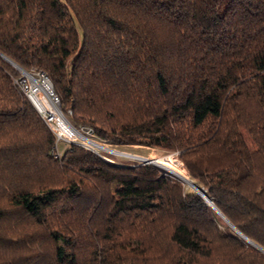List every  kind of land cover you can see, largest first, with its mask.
<instances>
[{
	"label": "trees",
	"instance_id": "1",
	"mask_svg": "<svg viewBox=\"0 0 264 264\" xmlns=\"http://www.w3.org/2000/svg\"><path fill=\"white\" fill-rule=\"evenodd\" d=\"M0 54L43 71L97 140L176 152L264 249V0H0ZM19 74L0 55V219L16 217L0 251L24 246L0 264H210L220 244L264 264L155 165L56 142Z\"/></svg>",
	"mask_w": 264,
	"mask_h": 264
},
{
	"label": "rangeland",
	"instance_id": "2",
	"mask_svg": "<svg viewBox=\"0 0 264 264\" xmlns=\"http://www.w3.org/2000/svg\"><path fill=\"white\" fill-rule=\"evenodd\" d=\"M67 118H69V117H67ZM242 132L244 134V137L246 139L247 144L249 146H252V142H251L248 134L244 131V129H242ZM81 139L82 138H79L77 141L83 142V139L82 140ZM96 141H98L101 144H103L102 145L103 146L102 148H104V149L109 150V148H110V149L116 150V151H107V150H104V149L97 150V154H99L100 156H102V158H104L108 162L114 163V164H121V163H124V162L131 163V164L132 163H136L137 164V163L144 162V160H147L148 162H146V163L155 165L161 172H164L165 174H167V175L173 177L174 179L178 180L180 183L183 184V186L185 187V189L190 190V191L197 192L192 185H190L189 183L185 182L176 173H174V170L179 171L180 174L185 179H187L191 183L192 182L194 183V181L191 178L190 174L184 168L181 159L173 151H168V150L161 149V148H156V147H149V146H145V145H116V144H111V143H107V142H102V141H99V140H96ZM64 145L65 144H62V143L59 144V146L61 148H63ZM88 147H89V149L93 150L92 148H90V147H92L90 144H88ZM53 149H55V148H53ZM133 156H135V157H133ZM149 161H152V162H149ZM3 197L4 196L0 195V204L3 201L6 202L5 199L3 200ZM204 200H205V198H204ZM211 203H208V205L211 208H213V210L215 212V219H216V221L218 223V227L221 230H224L226 227L233 228L220 215V213L212 206L213 204H211ZM7 218H9V219H7ZM7 218H4V219L1 218L0 219V230H2V231L4 229H7V227H8L7 226L8 221H14L16 219L15 216H10V217H7ZM233 230L235 232H237L238 235L241 238V244L244 246L243 247V252L244 253L246 252V250H249V249H252L253 248L257 252H259L260 254H264V250L260 249V247H256V246L254 247V245H252L247 239H245V237L243 235H241L240 232L237 231L236 228L235 229L233 228ZM4 233H6V232H4ZM218 246H219V248L214 249V254L212 255V258H210L208 260V262H210V264H225V262H227V264H228L231 261H233V259H232V252H230V253L227 252V248H226L225 245L220 244ZM23 251H24V246L22 247L20 245V242H19V243L13 245V246L8 247L7 249H2L0 251V255L2 257H5V258H8L10 256L11 259H16L15 256L23 253ZM250 261H252V260L251 259H248V262H250ZM234 263H236V262H234ZM183 264H185V263H183Z\"/></svg>",
	"mask_w": 264,
	"mask_h": 264
},
{
	"label": "built area",
	"instance_id": "3",
	"mask_svg": "<svg viewBox=\"0 0 264 264\" xmlns=\"http://www.w3.org/2000/svg\"><path fill=\"white\" fill-rule=\"evenodd\" d=\"M17 69L19 70L20 74L13 79L14 83H16L23 91L25 96L39 113L40 117L52 130L55 135L56 142H74L86 148H89L88 144H90L92 146L90 148H92L96 153L97 150L104 149L102 148L103 144L96 141L97 139L94 137L92 131L89 128L77 126L72 123L71 119H69L71 114L70 110L63 112L60 109L58 96L53 91L52 84L43 71H27L21 68ZM57 115L66 118L69 121V126L73 127L74 130L72 129L73 131L69 132L64 129L59 123V116ZM77 138H82L83 142L77 141ZM107 151H112V149L109 148ZM146 162L148 161L144 160V162L141 163Z\"/></svg>",
	"mask_w": 264,
	"mask_h": 264
},
{
	"label": "bare ground",
	"instance_id": "4",
	"mask_svg": "<svg viewBox=\"0 0 264 264\" xmlns=\"http://www.w3.org/2000/svg\"><path fill=\"white\" fill-rule=\"evenodd\" d=\"M57 116H59V115H57ZM58 119H59V123L62 125V127L64 128V129H66L67 131H73L74 129H73V127H71V126H69L70 124H69V121L66 119V118H64V117H58ZM67 120V121H66ZM73 129V130H72ZM107 147V146H106ZM112 151H114L113 149H112ZM116 151V150H115ZM136 156V155H135ZM135 156H133V157H135ZM147 157V156H146ZM151 157V156H150ZM160 163V162H159ZM174 173H176L180 178H182L185 182H187V183H189L190 185H192V183L190 182V181H188L187 179H185L181 174H180V172L179 171H176V170H174ZM193 186V185H192ZM194 188H197L196 186H193ZM205 191V190H204ZM203 195H204V197H205V200L208 202V203H211V201L209 200V198L203 193ZM250 242V241H249ZM252 245H254L252 242H250ZM257 247V246H256Z\"/></svg>",
	"mask_w": 264,
	"mask_h": 264
},
{
	"label": "water",
	"instance_id": "5",
	"mask_svg": "<svg viewBox=\"0 0 264 264\" xmlns=\"http://www.w3.org/2000/svg\"><path fill=\"white\" fill-rule=\"evenodd\" d=\"M3 58H5L6 60H8L13 66H15L16 68H20L15 62H13L12 60H10L9 58H7V57H5L4 55H2V54H0ZM150 162H152V161H150ZM192 185L193 186H196L197 188H195V190L203 197V198H205L204 197V195H203V193L205 194V191L201 188V187H199V186H197L195 183H193L192 182ZM212 204V203H211ZM213 206V205H212ZM215 208V207H214ZM216 210H217V208H215ZM218 211V210H217ZM219 212V211H218ZM220 215H221V213H220ZM228 223H229V221L223 216V215H221ZM230 224V226L231 227H233L234 229H235V227L231 224V223H229ZM254 246H257V245H255L254 244ZM258 247V246H257ZM260 249H262V248H260ZM262 250H264V249H262Z\"/></svg>",
	"mask_w": 264,
	"mask_h": 264
}]
</instances>
